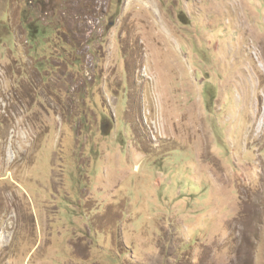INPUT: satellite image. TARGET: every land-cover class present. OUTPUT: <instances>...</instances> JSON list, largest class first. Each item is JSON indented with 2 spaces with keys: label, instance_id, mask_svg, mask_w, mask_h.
<instances>
[{
  "label": "rangeland",
  "instance_id": "rangeland-1",
  "mask_svg": "<svg viewBox=\"0 0 264 264\" xmlns=\"http://www.w3.org/2000/svg\"><path fill=\"white\" fill-rule=\"evenodd\" d=\"M0 264H264V0H0Z\"/></svg>",
  "mask_w": 264,
  "mask_h": 264
}]
</instances>
